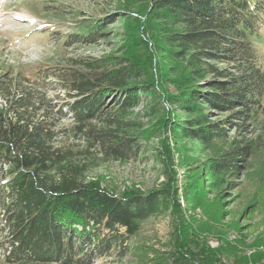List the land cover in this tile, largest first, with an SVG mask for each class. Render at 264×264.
Returning <instances> with one entry per match:
<instances>
[{"label": "trees", "instance_id": "1", "mask_svg": "<svg viewBox=\"0 0 264 264\" xmlns=\"http://www.w3.org/2000/svg\"><path fill=\"white\" fill-rule=\"evenodd\" d=\"M105 16L61 39L70 45L112 38L114 51L83 62L84 71L68 77L54 67L29 75L0 71L4 262L87 264L117 245L134 251L136 264H232L201 250L195 256L180 236L165 251L129 244L150 217L169 212L175 226L186 222L177 163L185 169V207L204 231L212 227L197 220L195 210L213 217L208 192L232 188L229 179L253 173L244 209L258 211L261 221L251 243L239 244L249 254L241 264H264V68L256 43L264 31V0H123ZM57 86L65 100L47 95ZM110 100L116 114L103 110ZM144 100L155 122L169 123L157 155L166 180L158 189L127 187L116 195L86 177L83 158L56 143L54 127L69 114L93 148L125 163L149 139L126 120Z\"/></svg>", "mask_w": 264, "mask_h": 264}, {"label": "rangeland", "instance_id": "2", "mask_svg": "<svg viewBox=\"0 0 264 264\" xmlns=\"http://www.w3.org/2000/svg\"><path fill=\"white\" fill-rule=\"evenodd\" d=\"M121 3L123 0H0V71L29 75L38 69L54 67L62 77H68L73 70L84 71L83 62L114 51L112 38L95 44L77 42L70 45H64L61 39L74 31L78 34L81 27L93 19L104 14L106 18L109 17L115 13L116 8L121 7ZM119 24H112L110 36L112 29L119 27ZM256 43L259 63L264 68V31ZM47 95L57 97L60 101L67 98L64 90L58 86L55 90H48ZM103 110L117 113L111 100ZM150 110V105L144 100L140 106L126 114V120L133 121L136 129L146 131L144 135L149 139H142L137 157L125 163L108 159L93 148L89 135L78 130L69 114L54 127L56 143L71 151L73 156L82 157L87 169L86 177L97 179L116 195H121L127 187H136L144 192L158 189L166 176L162 173L157 155L160 150L164 151L161 139L168 138L170 129L167 122H155L156 117L150 114ZM54 122L57 120L54 119ZM174 159L176 161L175 155ZM173 168L177 170L179 203L183 213L188 216L186 224L175 226V217L169 212L150 217L143 222L138 235L131 238L129 244H150L165 251L169 249L167 243L180 236L183 244L195 256L201 250L209 257L218 254L232 264L243 263L244 257L249 254H244L246 248L239 244L251 243L257 233L258 222L261 221L258 211L244 209L247 196L252 191L250 179L253 173L229 179L233 183L232 188L218 187L215 195L208 192L206 199L213 217L209 213L195 210V218L212 227V230L204 231L193 225L189 217L191 211L185 207L181 196V180L185 169L177 163L173 164ZM106 232L102 231L101 235ZM4 235V230L0 229V241ZM6 252L4 246L0 245V264H7L3 257ZM133 252L116 245L108 254L96 255L87 264H136L132 258Z\"/></svg>", "mask_w": 264, "mask_h": 264}]
</instances>
